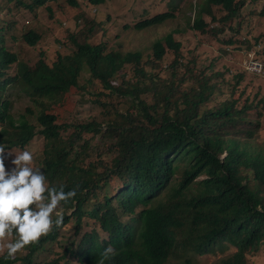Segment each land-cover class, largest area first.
<instances>
[{
	"label": "trees",
	"instance_id": "16d2710c",
	"mask_svg": "<svg viewBox=\"0 0 264 264\" xmlns=\"http://www.w3.org/2000/svg\"><path fill=\"white\" fill-rule=\"evenodd\" d=\"M244 2L205 0L188 27L201 34L224 33V26L210 29V23L219 22L212 9L221 7L227 12L222 21L230 22ZM69 3L76 7L73 0ZM51 5L49 0H6L0 7V144L16 154L31 152L46 187L63 185L65 192L75 190L76 195L54 211L63 216L60 227L14 259H5L6 250L0 264H97L109 245L118 255L106 264H208L213 259L214 264H248L261 257L264 143L257 141L260 119L248 117L256 108L247 102L238 108L233 100L208 109L205 104L217 86L211 84L213 74L201 73L193 78L198 87L182 89L186 80L176 81L175 68L170 80L148 73L167 49L180 53L177 31L154 42V59L144 63L141 51L115 50L106 39L90 44L91 29L88 35L67 30L51 62L43 52L32 66L21 62L8 47L16 23L9 18L10 7L18 13L39 8L51 12ZM174 18L158 14L134 29ZM22 37L29 47L42 40L34 29ZM130 65L134 78L114 83ZM12 67L15 74L9 73ZM236 79L234 92L241 77ZM11 87L30 101L18 115L14 102L5 98ZM78 91L90 102L75 104L76 111L59 123L55 107ZM117 97L131 99L126 112L118 108ZM84 103L89 105L83 110ZM13 156L4 154L8 171L14 165L7 158ZM63 231L77 238L64 244Z\"/></svg>",
	"mask_w": 264,
	"mask_h": 264
},
{
	"label": "rangeland",
	"instance_id": "374dc122",
	"mask_svg": "<svg viewBox=\"0 0 264 264\" xmlns=\"http://www.w3.org/2000/svg\"><path fill=\"white\" fill-rule=\"evenodd\" d=\"M4 2L6 0H0V7L4 6ZM81 2L86 3V0ZM204 2L205 0H111L103 6V10L109 12L107 18H105L106 14H99L98 8L96 13L91 6L77 10L70 6L67 0L57 1L52 5L51 12L39 8L36 12L18 13L12 6L10 9H13V13L9 15V18L16 20V23L14 31L10 33L12 37L8 47L21 62L26 61L30 63V66L34 65L41 52L48 57L45 61L51 62L58 46L60 50L59 41L66 38L67 30L75 34L82 31L88 35L91 29L92 34L88 40L90 44L106 39L115 50L124 53L141 51L144 63L154 59L152 51L154 42L164 38L170 32L177 31L174 38L181 43L180 53L175 54L173 50L167 49L163 60L155 63V67L148 68V73L153 74L156 79L170 80L175 68L178 72L176 81L186 80L182 89L198 87V83H195L193 78H198L201 73L213 74L212 76L215 77L211 84L216 83L217 86L205 106L213 109L233 100L237 101L238 108H242L246 102L252 105L256 109L250 111L248 117L251 120L260 119L261 127L257 141L264 143V0H245L240 15L238 14L236 20L230 22L222 21L227 12L221 10V7H214L213 15L219 22L210 23L211 18L207 16L203 18L210 23V29L221 30L220 27L224 26V33L220 32L217 35L201 34L188 27L193 24L197 10ZM164 13L174 14L175 18L144 31L134 29L135 24L149 20L156 14ZM1 24H3L2 21ZM125 26H128V29H124ZM33 29L41 34L42 40L37 46L29 47L22 40V36ZM176 61L177 68L174 64ZM250 61L261 63L262 72L251 70L248 65ZM9 73L15 74L13 67ZM134 76V66H126L113 78V82L121 84L123 81L132 80ZM238 76L241 80L234 92L233 87L237 83ZM5 98L14 102L15 115L22 113L30 104L28 95L18 93L12 87L7 91ZM117 98L115 103L118 102V108L126 112L131 106V99ZM82 100L90 102L91 99L86 95L84 97L78 91L66 97L62 105H57L55 113L60 117L59 123L68 120L71 112L76 111L75 104ZM88 105L84 103L80 106H83L84 110ZM258 113H260L259 116H257ZM11 158H7V161L12 162ZM57 214L54 213L55 216ZM74 237L77 238L75 234L63 231L60 238L64 244H69ZM13 238L17 236L12 234L0 239V255L7 250L6 246L13 242ZM54 248H56L55 243ZM214 262L215 259L208 264H214ZM196 264L204 263L199 260ZM248 264H264V252L261 257L251 258Z\"/></svg>",
	"mask_w": 264,
	"mask_h": 264
},
{
	"label": "clouds",
	"instance_id": "9594fccd",
	"mask_svg": "<svg viewBox=\"0 0 264 264\" xmlns=\"http://www.w3.org/2000/svg\"><path fill=\"white\" fill-rule=\"evenodd\" d=\"M49 1L53 5L59 0ZM73 1L76 7H72L77 10L91 6L94 13L98 8L99 14H106L105 18L109 14L103 10V6L111 0H104L100 5H91V0H86V3L81 0ZM67 3L70 5L69 0ZM3 18V14L0 13V34ZM10 52L15 54L11 50ZM6 152L9 156L14 155L12 160L14 167L11 171L6 170L5 167L4 154ZM45 181L46 177L41 169L33 167L31 152L24 150L15 154L7 151L4 145L0 144V239L12 235L13 232L17 236L15 242L7 244L5 259H14L21 250L38 243L42 236L48 235L54 226L60 227L63 224L62 215L57 214L55 220L52 215L62 201L67 202L74 198L76 191L65 192L63 185H60L59 189L46 187ZM117 255L118 251L109 245L99 254L97 264H106Z\"/></svg>",
	"mask_w": 264,
	"mask_h": 264
},
{
	"label": "built area",
	"instance_id": "2783aa9c",
	"mask_svg": "<svg viewBox=\"0 0 264 264\" xmlns=\"http://www.w3.org/2000/svg\"><path fill=\"white\" fill-rule=\"evenodd\" d=\"M249 67L251 70L255 71V72H258V73H261L262 72V64L259 63V62H256V61H250L248 63Z\"/></svg>",
	"mask_w": 264,
	"mask_h": 264
},
{
	"label": "bare ground",
	"instance_id": "6f19581e",
	"mask_svg": "<svg viewBox=\"0 0 264 264\" xmlns=\"http://www.w3.org/2000/svg\"><path fill=\"white\" fill-rule=\"evenodd\" d=\"M1 13V12H0ZM8 39V38H7ZM7 41V40H6ZM10 42V41H9ZM35 67V66H34ZM36 93V92H35ZM101 95V94H100ZM92 96V95H91ZM105 96V95H104ZM103 105V104H102ZM101 105V106H102ZM161 159V158H160ZM169 162V161H168ZM147 174V173H146ZM142 180V179H141ZM173 182V181H172ZM134 183V182H133ZM121 195V194H120ZM128 195V194H127ZM130 196V195H129Z\"/></svg>",
	"mask_w": 264,
	"mask_h": 264
}]
</instances>
